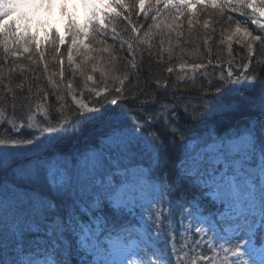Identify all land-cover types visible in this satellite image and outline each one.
Listing matches in <instances>:
<instances>
[{
	"label": "snow or ice",
	"instance_id": "obj_1",
	"mask_svg": "<svg viewBox=\"0 0 264 264\" xmlns=\"http://www.w3.org/2000/svg\"><path fill=\"white\" fill-rule=\"evenodd\" d=\"M77 3L85 9L82 23L75 11H68L69 5L75 8ZM161 3L163 10L174 9L178 14L190 11L193 3L220 13L242 14L251 9L257 17L251 23L264 32L260 20L264 0L259 7L256 0H136L144 15H148L146 4L156 11L153 21L161 14ZM136 4L127 5L125 0H0V56L7 62L9 57L20 56L21 49L29 52L33 44L39 51L37 32L29 29L33 24L39 29L43 24L40 11L50 12L55 6L60 17L67 18V60L72 65L74 49L91 51L86 40L105 44L99 37L108 35L107 18L118 17ZM11 13L16 15L4 19ZM123 18L131 24L129 16ZM152 27L139 39L148 44L149 56L155 55ZM138 31L131 27L133 34ZM111 32L115 41L119 34L114 27ZM236 32L240 33L239 27ZM242 35L248 49L243 70L230 66L226 75L221 72L218 77L205 72L207 85H196L193 79L198 95L179 89L175 82L170 92L165 83L161 93L159 80L149 91L153 85L145 81L141 86L138 72L130 95L116 87L117 97L107 101L106 89L96 91L95 96L103 95L107 103L126 99L135 107L128 114L130 120L115 117L100 139L75 153L64 152L59 145L95 120L100 108L82 102L69 82L67 95L75 109L55 91L52 94L61 103L46 109L49 93L45 91L43 103L35 105L43 113L37 121L31 85L19 104L13 88L4 85L0 128H8L0 134V264H264V58L254 59L253 49L257 43L264 49V35L247 30ZM45 38L57 53L66 44L57 30L46 32ZM124 44L132 57L128 64L136 69L137 50L125 40L121 49ZM163 44L162 39L160 53L167 51L171 57V44L167 49ZM40 59L43 62V53ZM201 67L192 66L193 70ZM167 71L171 73L172 68ZM3 75L0 65V78ZM59 76L62 83L63 61ZM92 79L87 76L88 81ZM128 79L125 74L120 85ZM258 80L261 83L256 87ZM230 81L246 88L231 100L224 90ZM49 84L53 89L60 87L50 78ZM15 88L23 90V84ZM40 91L37 85V94ZM9 95L12 116L7 114ZM24 114L27 123H17ZM237 114L239 119L222 129L212 122ZM177 145L173 176L168 172L169 151ZM146 149L147 167L142 163Z\"/></svg>",
	"mask_w": 264,
	"mask_h": 264
},
{
	"label": "trees",
	"instance_id": "obj_2",
	"mask_svg": "<svg viewBox=\"0 0 264 264\" xmlns=\"http://www.w3.org/2000/svg\"><path fill=\"white\" fill-rule=\"evenodd\" d=\"M154 2V0H152ZM127 5L136 4V0H125ZM256 3L260 4V0H256ZM161 9V14L157 21L151 19L152 16L157 15L155 10L145 5L144 11L148 15L141 13L140 7L136 4V7L130 10L126 8L122 14L118 17L109 16L108 23V35L105 37H99L104 39L105 44L97 43L96 41H89L92 45L91 51H85L80 49L77 52L73 50V64L69 65L68 47L70 40L65 34V45H60V51L57 53L55 49L46 41L44 44L39 45V51H36V45L33 44L29 52H23L17 58L9 57L7 62L0 56V65H3L4 75L2 78L3 84H0V93L4 91V85L12 87L17 97V104L22 101L20 98L28 94L29 86L32 87V99L33 105L32 113L35 114L37 121L41 120L43 113L35 107L37 103H43L44 92H48L47 103L44 104L46 109L59 107L61 101L56 100V95L63 94L64 103L72 106V110L75 109V105H72L71 97L67 95V85L72 83L75 89L74 94L80 99L85 101L91 106L100 108V113L96 119L90 123L84 125L80 132L73 138H70L59 145L60 150L67 153H75L83 150L93 140H98L108 130L111 123L114 122L115 117H120L122 120H130L129 113L135 107L130 101L126 99H118L116 104L105 102V97H96L95 92L107 90V101L117 97L115 92L116 87H123L125 95H130V89L132 84L136 80L135 73H139L138 79L140 85L143 86L145 81L153 85L154 90L156 85L154 81H160V92L163 93V85L167 84V91H172V84L175 82L179 89H187L193 96L198 95L196 87L193 86V79H195L196 85H207V79L204 78V73H211L213 76L218 77L221 72L227 74L228 68L231 66L233 70L242 71V65L247 62L248 49L247 41L244 39L242 33L247 30L253 35H264L256 25L251 23L254 19L251 9H244L241 13H233L225 10L220 13L218 10L212 8H205L200 4L195 3L194 7L191 5V10H185L182 13H177L174 9L163 10V4L158 6ZM116 11H121L116 9ZM229 15L233 16L232 20H229ZM129 16L131 24L123 17ZM174 16H178L173 20ZM239 20V23H237ZM191 21V22H190ZM149 25H152L151 32L152 48L151 51L155 55H148V44L139 43V39L143 37L144 32L149 31ZM156 25H159L157 27ZM167 25H178L169 29ZM264 25V23L262 24ZM136 26L140 29L138 33L133 34L131 27ZM116 29L119 34L118 38L114 41L111 39L113 33L112 28ZM240 28V33L236 32L237 28ZM177 33H180L177 36ZM50 38V37H49ZM163 39V47L167 49L169 44L172 46V55L169 57L167 51L160 53V41ZM121 40L129 41L133 44V48L136 51L135 60L137 68L132 69L128 61L132 59L128 54L127 44L123 45L121 49ZM207 41V42H206ZM104 48H108V51H103ZM139 49H144L143 52ZM255 52L254 59L264 58V49H261L260 44L253 45ZM2 52V49H0ZM43 53V62H41L40 55ZM163 56L162 61L160 56ZM31 56V60L29 59ZM115 57V59H113ZM61 61H63L64 77L61 83V77L59 71L61 68ZM211 61V63H209ZM229 62L231 64L229 65ZM45 64H47V72H45ZM193 65H203L199 69L193 70ZM219 65V67H216ZM79 66V70L75 72L73 69ZM171 67L172 72L169 73L167 69ZM93 68L96 70L93 71ZM11 69V71H9ZM83 72V74H81ZM125 74L129 79L120 85L119 80L123 79ZM238 74V73H237ZM91 75L93 79L87 80V76ZM262 79H264V71L261 72ZM178 77H185L184 81H179ZM49 78L59 88L53 89L49 84ZM261 80L256 82V87H259ZM23 84V90L16 89L15 85ZM37 85L43 91L37 94ZM219 86V84H216ZM81 90L83 95L81 96ZM225 97L229 100L234 99L239 93L245 92L246 88L243 83L228 82L224 85ZM55 91L56 95L52 93ZM210 91V90H209ZM218 95V94H217ZM27 103V101H23ZM195 103V100L192 101ZM8 103V116H12L11 95L7 97ZM21 112L16 113L19 117ZM239 119V114L234 116L217 117L214 123H217L218 128L226 127L230 123H234ZM27 123V114L23 115V120L17 119V123ZM210 122V123H212ZM186 121H181V124ZM8 126L0 128V134L7 132ZM180 146L170 147L169 151V167L168 172L170 175H175L172 168V162L176 160L177 149ZM148 150H145L142 163L145 167L149 164Z\"/></svg>",
	"mask_w": 264,
	"mask_h": 264
},
{
	"label": "rangeland",
	"instance_id": "obj_3",
	"mask_svg": "<svg viewBox=\"0 0 264 264\" xmlns=\"http://www.w3.org/2000/svg\"><path fill=\"white\" fill-rule=\"evenodd\" d=\"M195 3L192 4V7H194ZM257 6H261V4L257 3ZM69 12L75 11L77 14V19L82 23L84 20V14H85V9L81 7L78 3L75 8H73L71 5H69L68 8ZM16 14L11 13L9 14L8 17H5L4 19H12ZM254 16V15H253ZM41 21H43L42 26L37 29L35 24L31 26L29 29L30 32L35 31L37 32V40L39 42V45L44 44L47 39L45 38V33L46 32H51L52 30H57L61 36H65L66 30H65V24L67 23V18H61L59 15V9L58 7H53L51 11H45L41 10L39 13L38 17ZM254 18H257L254 16ZM261 24L264 23V18H260ZM82 102L86 103L81 99ZM91 106V105H89Z\"/></svg>",
	"mask_w": 264,
	"mask_h": 264
}]
</instances>
